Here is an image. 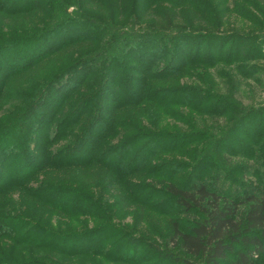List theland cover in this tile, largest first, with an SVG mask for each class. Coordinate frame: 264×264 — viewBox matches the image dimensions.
I'll return each instance as SVG.
<instances>
[{
  "label": "trees",
  "instance_id": "obj_1",
  "mask_svg": "<svg viewBox=\"0 0 264 264\" xmlns=\"http://www.w3.org/2000/svg\"><path fill=\"white\" fill-rule=\"evenodd\" d=\"M84 1L0 0L1 15L44 16L31 33L16 34L0 23V264H264V104L234 109L230 126L243 139H216L223 154L204 176L191 167L209 162L212 144L190 150L192 134L178 126L191 130L195 115H230L228 100L214 93L216 84L204 68L243 61L233 68L261 85L254 77L258 68L248 62L264 60V31L241 38L243 55L237 57L240 52L234 48L224 52L222 44L216 53L225 57L215 58L214 37L208 33L157 28V34L133 35L124 28L110 30L116 20L98 21L92 14L97 10ZM97 1L104 5L107 0ZM184 1L136 0L131 11H140L138 2L144 8L151 2ZM71 4L87 8V13L68 12ZM54 5L62 16L53 9L54 15H47ZM234 36L222 35L228 42ZM251 40L255 45H249ZM72 47L80 50L65 64L37 71ZM220 71L229 82L235 80ZM193 76L196 83L185 81ZM11 92L13 104L5 102ZM108 100L113 105L104 108ZM125 109L149 110L157 119L135 128V122L124 119ZM169 126L177 130L168 131ZM232 143L240 150H231ZM178 152L182 160L152 162L153 157ZM98 167L110 175L99 183L108 184L110 198L125 191L129 204L152 211L164 203L170 210L174 207L157 219L161 231L156 240L135 236L126 227L86 228L87 218L110 222L112 202L98 203L85 194L89 188L76 184L72 172L93 173ZM52 170L70 172L63 173L65 178L48 175ZM135 174L151 182L134 186ZM54 212L69 223L60 219L54 224ZM141 247L145 251L137 254Z\"/></svg>",
  "mask_w": 264,
  "mask_h": 264
},
{
  "label": "rangeland",
  "instance_id": "obj_2",
  "mask_svg": "<svg viewBox=\"0 0 264 264\" xmlns=\"http://www.w3.org/2000/svg\"><path fill=\"white\" fill-rule=\"evenodd\" d=\"M179 1V0H176ZM184 1V0H181ZM54 2V1H53ZM75 2V1H73ZM105 2V1H104ZM186 3H178V2H162L157 4H154L151 2L147 7H142L141 4L138 2V9H140L139 12L131 11L132 4H136V0H107L104 5H101L98 3L97 0H85L84 4L86 7L96 9L97 11H93L94 17H97V19L100 22H104V19L107 21H115V24L108 26V29L115 30V29H125L127 34L129 33H136V34H142V35H151V34H157V28H164L166 30L171 29V31H174L179 28H185L193 30L194 34H198L199 32L208 33L210 37H214V39L210 38L211 44H213L214 47V54L213 56L215 58L225 57L224 55L220 54L217 56L216 53V46L222 45L224 47V52H227L228 49L234 48L236 52H240V55H237V57L243 55L244 49H240L238 46H243L239 43H244V41H240L241 38H243L246 35L257 33L259 30L264 31V0H187L184 1ZM125 3V4H124ZM76 4V3H73ZM71 4V6L67 9L68 12H77L80 14L87 13V8L84 9H78L76 6ZM90 8V9H91ZM56 11L57 15L59 16L62 13H60L61 8H59L57 5H54L50 10V13H47V15L52 14L51 10ZM104 14V15H103ZM54 14H52L53 16ZM102 16V17H101ZM44 16L41 14H21L14 17L10 16H4L0 14V23L4 22L5 30L8 31V27H10L11 31L13 33H20V32H28L31 33V29H33V26L37 24L39 20H41ZM76 17V16H75ZM104 18V19H102ZM96 19V18H94ZM106 23V21H105ZM106 27V26H105ZM107 28V27H106ZM107 29V30H108ZM35 31V30H34ZM109 31V30H108ZM33 32V31H32ZM37 32V31H36ZM116 32V31H113ZM112 34V33H111ZM133 34V35H134ZM200 34V33H199ZM226 34H237L238 36L232 41H226L228 36L225 38L222 37V35ZM259 35H262L259 33ZM239 37V39H238ZM236 40H238V45L236 43ZM228 42L226 45L225 43ZM251 43L249 45L254 44L255 41L251 40ZM207 44H204V47H206ZM89 45L84 44V48L88 47ZM76 47V46H75ZM75 47H72L71 49H67L63 51L62 53L50 58L46 61V64L44 63L43 66L39 67L37 69L38 72H41L46 66L51 65L54 68L58 66V64H65L67 61L70 60V58L74 57L77 50ZM264 47V46H263ZM75 48V49H74ZM81 48V47H80ZM262 48V46H261ZM242 50V51H241ZM260 56V55H257ZM238 62L243 61H233L229 64H222L215 63V65L210 66L208 68H204L205 72L209 75V77H212L215 82L214 93L219 94L225 97V100H228V104L230 105L229 108H231L228 111V116H217L214 118L208 117V116H200L195 115L194 121H193V128L190 130V127L185 126L183 127L182 124H178L179 129L186 133H191L192 137L190 136V139H194L193 141L189 142L188 148L192 151H199V148L201 146H206V144L211 143L212 147H208V163H201L200 161L193 167H191V170H197L196 174H207L208 170L207 167H210L213 160H219V156L223 154L222 152H219L217 150V142L216 139H223L225 136H237L243 139V136L240 135L238 132H234L233 125L230 126V121L233 118L234 109L238 106H244V107H250V106H259L264 104V60L257 59H251V61L248 62V64L252 67L258 68L256 69L254 73V77H258L261 81V85H257L254 81L255 78H243L237 73V68L235 67ZM263 67V68H261ZM224 69L225 72H229L233 79H235L233 82H229L220 70ZM196 76H193V78H185V81L187 82H195L196 83ZM236 80H238L236 85ZM210 82V81H208ZM13 83V82H12ZM15 83V82H14ZM194 83V84H195ZM263 86V87H261ZM15 86H12L11 90H14ZM81 90V89H80ZM114 91V90H113ZM116 93V91H114ZM11 97H9L10 100H5V102L9 101L10 104L14 103V98H12L13 92L10 93ZM230 99V100H229ZM8 103V102H7ZM105 105V106H104ZM103 105L104 108L111 107L113 105L111 100L106 101V103ZM124 112H127L124 116V119L127 121V124H130L135 122L136 127L135 128H141L142 124H145V127L149 126V124L155 123V119H157L156 115L154 118L149 113V110H128L125 109ZM234 112V113H232ZM131 113V114H129ZM193 116V115H192ZM170 123V118L166 119ZM173 123V122H171ZM174 124V123H173ZM174 125H177L175 123ZM177 129H174L173 127L169 126L168 131H174ZM244 132V130H242ZM199 133L198 136H195L193 133ZM245 133V132H244ZM201 141L200 144H196L197 141ZM191 145V146H190ZM231 150L239 151L240 149H237V146L232 143L229 147ZM227 152L228 150H224ZM180 153H172L170 155H160L159 157H153V161H157L160 159H170L172 157L179 158L178 160H182L181 155H177ZM201 158V157H200ZM199 158V159H200ZM236 162H240L241 158L235 159ZM185 161V160H183ZM218 162V161H217ZM244 162H248V164H251V162L246 161L244 159ZM200 163V164H199ZM199 164V165H198ZM94 172L91 173V171L81 170L77 172H72L75 180L77 181L76 184H82L83 186H86L89 188L90 192L84 191L85 194L94 196V200H97L98 203H102L103 200H110L112 202V210L111 215L112 219L110 222H102V221H93V219H86L84 221V225H86L87 229L91 230H105L108 226H115V227H121V228H128V230H132L135 232V236H138V234H143L148 241L156 240L154 236L161 231V227H158L157 225V219L161 218V216H165L161 212H169L172 213V210L170 206H167L165 203L162 207L157 208L156 211L149 210L145 208V205L142 206L141 204L136 203H128L126 192L119 191L114 192L112 194H115L113 197L110 198L108 189L109 186L106 183L104 186H100V179L101 177L110 178V175L103 171L102 167L94 168ZM207 169V170H206ZM66 172H70L69 170H63V171H48V175H55V176H62L65 177L67 174H63ZM106 175H103V174ZM63 178V179H65ZM70 179V177H68ZM251 181L254 180L253 176L249 177ZM132 182L141 183L143 181L151 182L150 178L145 176L144 174H135L131 178ZM254 182V181H253ZM133 184L134 186L136 185ZM225 181H222V185H225ZM256 183V182H254ZM87 190V189H85ZM92 190V191H91ZM113 190V187L110 188V191ZM16 196V195H15ZM62 196V195H59ZM66 196V195H65ZM124 196H126L124 198ZM158 196V195H157ZM157 203L161 199L157 197ZM123 201V202H122ZM118 202H122L119 203ZM142 203V202H140ZM143 204V203H142ZM32 210V208H31ZM48 215L49 213H52L51 211H47ZM137 212V214H136ZM168 213V214H169ZM54 218H52L53 223L56 224V222L60 221V219H64V221L68 224L69 221L66 218H63L62 215L59 216L58 213H53ZM51 216V215H49ZM76 230H82L79 227H75ZM78 230V231H79ZM162 234V233H161ZM116 239L117 237H112ZM157 242H161L159 234L157 235ZM78 246L80 243L77 244ZM76 245V246H77ZM144 247H141L138 249L137 254H140L141 252H144ZM168 264V263H164Z\"/></svg>",
  "mask_w": 264,
  "mask_h": 264
}]
</instances>
